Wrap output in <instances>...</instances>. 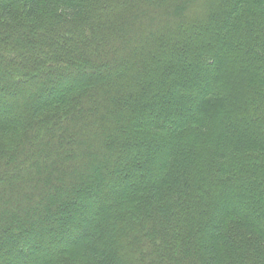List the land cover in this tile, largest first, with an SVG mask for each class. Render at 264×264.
<instances>
[{"label":"trees","instance_id":"obj_1","mask_svg":"<svg viewBox=\"0 0 264 264\" xmlns=\"http://www.w3.org/2000/svg\"><path fill=\"white\" fill-rule=\"evenodd\" d=\"M0 264H264V0H0Z\"/></svg>","mask_w":264,"mask_h":264},{"label":"rangeland","instance_id":"obj_2","mask_svg":"<svg viewBox=\"0 0 264 264\" xmlns=\"http://www.w3.org/2000/svg\"><path fill=\"white\" fill-rule=\"evenodd\" d=\"M75 218L77 219V216H76V215H75ZM78 222H79V219H78ZM20 229H22V228H20ZM21 232H22V230H21ZM12 239H14V238H12ZM35 257L38 258V254H37V252H35V253L29 255V258H28V259H35Z\"/></svg>","mask_w":264,"mask_h":264}]
</instances>
